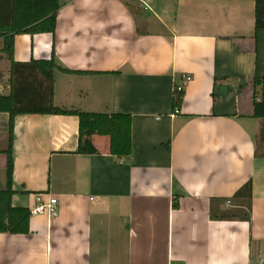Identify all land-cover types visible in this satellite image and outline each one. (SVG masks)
<instances>
[{"label":"crops","instance_id":"1","mask_svg":"<svg viewBox=\"0 0 264 264\" xmlns=\"http://www.w3.org/2000/svg\"><path fill=\"white\" fill-rule=\"evenodd\" d=\"M59 1L55 35L16 36L14 59L54 54L63 69L104 73H57L54 103L130 115L133 155L112 156L101 136L93 138L99 154H78L76 116L16 117L12 204L31 211L39 199H56V215L31 216L29 235L0 234V264H264V120L253 117L264 90L252 86L256 75L264 79V30L256 53V2ZM10 68L0 63L4 81ZM183 76L192 81L175 114ZM8 123L0 113V151ZM250 180L251 220H212L213 205L232 207L213 200L231 199Z\"/></svg>","mask_w":264,"mask_h":264},{"label":"trees","instance_id":"2","mask_svg":"<svg viewBox=\"0 0 264 264\" xmlns=\"http://www.w3.org/2000/svg\"><path fill=\"white\" fill-rule=\"evenodd\" d=\"M256 2L255 52L259 49V31L264 30V0ZM131 8L129 5H127ZM61 10L59 0H0V63L7 60L11 64L8 92L0 94V113L9 115L8 148L0 151L7 158V187L0 190V234L29 235L31 211L14 207L12 198L14 172V128L15 118L21 115L76 116L79 119L78 154L96 155L100 151L93 138L109 137L110 154L118 159H129L133 155L132 117L128 114L87 113L57 107L54 103L57 73L70 75H100L83 71H69L56 64L53 54L50 60H31L19 63L14 59V40L19 35H55L57 17ZM226 80V79H223ZM256 93L264 90V79L257 75L252 80ZM240 89V87H239ZM184 92L173 96V110L183 103ZM253 117L264 120V101L254 103ZM253 199V183L250 180L231 199L213 200V203L231 202L232 207L221 210L211 209V219L216 221H250ZM178 205H175L177 208Z\"/></svg>","mask_w":264,"mask_h":264},{"label":"built area","instance_id":"3","mask_svg":"<svg viewBox=\"0 0 264 264\" xmlns=\"http://www.w3.org/2000/svg\"><path fill=\"white\" fill-rule=\"evenodd\" d=\"M182 83L177 84L175 86L174 94L175 93H183L185 91V84H188L192 81V77L190 76H183L182 77ZM175 114H179V110L174 111ZM39 201V206L31 210V216H37V215H47L48 217H54L56 215V199H50L48 203H43L42 200Z\"/></svg>","mask_w":264,"mask_h":264},{"label":"rangeland","instance_id":"4","mask_svg":"<svg viewBox=\"0 0 264 264\" xmlns=\"http://www.w3.org/2000/svg\"><path fill=\"white\" fill-rule=\"evenodd\" d=\"M6 65H7V62L6 63H3V66L2 67L5 69V66ZM6 74H7V72H6ZM8 79L9 78H7V76H6V80L5 81L3 80L2 83H8ZM5 93H7V88L5 87L4 84H2V85H0V94H5Z\"/></svg>","mask_w":264,"mask_h":264}]
</instances>
